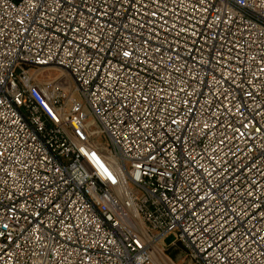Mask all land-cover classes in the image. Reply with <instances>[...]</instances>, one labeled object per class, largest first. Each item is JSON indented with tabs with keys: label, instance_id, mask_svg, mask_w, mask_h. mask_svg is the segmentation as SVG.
Wrapping results in <instances>:
<instances>
[{
	"label": "built area",
	"instance_id": "obj_1",
	"mask_svg": "<svg viewBox=\"0 0 264 264\" xmlns=\"http://www.w3.org/2000/svg\"><path fill=\"white\" fill-rule=\"evenodd\" d=\"M169 236L264 264V0H0V264Z\"/></svg>",
	"mask_w": 264,
	"mask_h": 264
},
{
	"label": "rangeland",
	"instance_id": "obj_2",
	"mask_svg": "<svg viewBox=\"0 0 264 264\" xmlns=\"http://www.w3.org/2000/svg\"><path fill=\"white\" fill-rule=\"evenodd\" d=\"M44 73H42L39 78V83L40 84H44L50 80L53 79H59V80H63L64 83L66 84L67 88L71 87V83L67 78H63V74L62 72L58 71V70H42ZM42 71H40L39 73H41ZM74 96L77 99H80V96L76 93H74ZM160 246L163 247L164 249H162V253L163 256L166 258L165 261L166 263H162L160 260V256L158 257L159 262H157V264H194L193 262L190 261V259L188 258L186 251L184 250V248L182 247L181 244L176 243V239L174 236H169L167 238H165L164 241H162L160 243ZM162 258V257H161ZM164 259V258H163Z\"/></svg>",
	"mask_w": 264,
	"mask_h": 264
},
{
	"label": "bare ground",
	"instance_id": "obj_3",
	"mask_svg": "<svg viewBox=\"0 0 264 264\" xmlns=\"http://www.w3.org/2000/svg\"><path fill=\"white\" fill-rule=\"evenodd\" d=\"M154 254H155V257H156V260H157V262H159V259H158V257L160 256V260H161V262L162 263H166V261H165V257L163 256V254L161 253V250L159 251V250H157V249H155L154 250ZM158 256V257H157ZM162 257V258H161ZM164 258V259H163Z\"/></svg>",
	"mask_w": 264,
	"mask_h": 264
}]
</instances>
